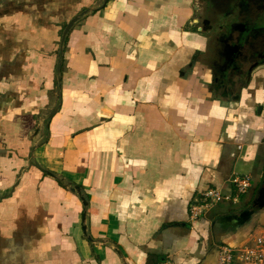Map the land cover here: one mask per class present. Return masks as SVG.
I'll list each match as a JSON object with an SVG mask.
<instances>
[{"label":"crops","instance_id":"obj_1","mask_svg":"<svg viewBox=\"0 0 264 264\" xmlns=\"http://www.w3.org/2000/svg\"><path fill=\"white\" fill-rule=\"evenodd\" d=\"M256 42L264 0H0V264H218L254 246ZM209 189L227 199L196 216Z\"/></svg>","mask_w":264,"mask_h":264},{"label":"built area","instance_id":"obj_2","mask_svg":"<svg viewBox=\"0 0 264 264\" xmlns=\"http://www.w3.org/2000/svg\"><path fill=\"white\" fill-rule=\"evenodd\" d=\"M237 193L245 194L251 186L250 178L247 176H236L232 180ZM225 198L221 192L209 189L202 193L198 204L193 208L195 215L198 212L206 211L215 202H221ZM218 264H264V237L255 238V245L244 247H232L223 245L219 248Z\"/></svg>","mask_w":264,"mask_h":264},{"label":"flooded vegetation","instance_id":"obj_3","mask_svg":"<svg viewBox=\"0 0 264 264\" xmlns=\"http://www.w3.org/2000/svg\"><path fill=\"white\" fill-rule=\"evenodd\" d=\"M258 3H260V1H257L256 5H258ZM262 11H263V9L260 8L259 10L255 11L254 13H257V14L260 15ZM234 28H235V26H233L232 29H234ZM239 30H241L240 27H239ZM238 46H239V48L241 46V48L243 49V56L245 55L246 56L245 59H248V57H250V51L248 49H246L244 47V45H241L240 42H239ZM259 50H261V52H259ZM253 52L256 54L257 57H259V59L261 57H263L264 56V42H256V43H254Z\"/></svg>","mask_w":264,"mask_h":264},{"label":"water","instance_id":"obj_4","mask_svg":"<svg viewBox=\"0 0 264 264\" xmlns=\"http://www.w3.org/2000/svg\"><path fill=\"white\" fill-rule=\"evenodd\" d=\"M107 2V0H105V3ZM85 11L80 13L79 15L75 16L69 23L68 25L66 26L64 32H63V35H62V39H61V50L63 48V44L65 42V39H66V36L67 34L69 33V31L71 30V28L75 25V23L80 19V17H82L83 15H85ZM58 70L60 71L61 70V66L59 64L58 66ZM56 112V111H55ZM53 115V114H52Z\"/></svg>","mask_w":264,"mask_h":264}]
</instances>
